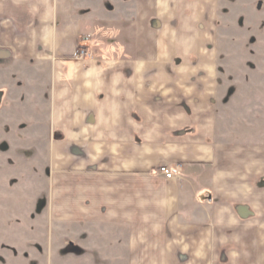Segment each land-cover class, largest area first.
I'll return each mask as SVG.
<instances>
[{"label": "crops", "instance_id": "1", "mask_svg": "<svg viewBox=\"0 0 264 264\" xmlns=\"http://www.w3.org/2000/svg\"><path fill=\"white\" fill-rule=\"evenodd\" d=\"M83 2L0 0V72L49 83L42 239L80 264H264V141L225 110L220 1Z\"/></svg>", "mask_w": 264, "mask_h": 264}, {"label": "rangeland", "instance_id": "2", "mask_svg": "<svg viewBox=\"0 0 264 264\" xmlns=\"http://www.w3.org/2000/svg\"><path fill=\"white\" fill-rule=\"evenodd\" d=\"M219 1L218 84L225 110L243 120L239 127L253 129L257 140L264 141V0ZM15 70L18 85L1 91L0 264H80L71 257L57 258L55 239H42L48 228L47 77L33 71V82L26 84L19 74L24 67H2V85L11 82Z\"/></svg>", "mask_w": 264, "mask_h": 264}, {"label": "built area", "instance_id": "3", "mask_svg": "<svg viewBox=\"0 0 264 264\" xmlns=\"http://www.w3.org/2000/svg\"><path fill=\"white\" fill-rule=\"evenodd\" d=\"M76 57L78 59H91L93 57V54L91 51H89L86 48H80L78 49ZM181 172H182L181 166H177L175 170L171 169L168 166L160 167V173L163 174L168 179L179 177Z\"/></svg>", "mask_w": 264, "mask_h": 264}, {"label": "water", "instance_id": "4", "mask_svg": "<svg viewBox=\"0 0 264 264\" xmlns=\"http://www.w3.org/2000/svg\"><path fill=\"white\" fill-rule=\"evenodd\" d=\"M259 7H261V4H259ZM2 100H3V93L0 92V108H1V105H2Z\"/></svg>", "mask_w": 264, "mask_h": 264}]
</instances>
